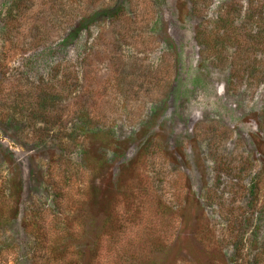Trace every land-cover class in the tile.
Instances as JSON below:
<instances>
[{"label": "rangeland", "instance_id": "374dc122", "mask_svg": "<svg viewBox=\"0 0 264 264\" xmlns=\"http://www.w3.org/2000/svg\"><path fill=\"white\" fill-rule=\"evenodd\" d=\"M0 264H264V0H0Z\"/></svg>", "mask_w": 264, "mask_h": 264}, {"label": "trees", "instance_id": "16d2710c", "mask_svg": "<svg viewBox=\"0 0 264 264\" xmlns=\"http://www.w3.org/2000/svg\"><path fill=\"white\" fill-rule=\"evenodd\" d=\"M257 35L260 37L261 33H257ZM262 36H263V35H261V37H262ZM245 40H246V39L244 38V41H245ZM246 41H247V40H246ZM246 41H245V42H246ZM208 44H210V43L207 42L206 45H208Z\"/></svg>", "mask_w": 264, "mask_h": 264}]
</instances>
